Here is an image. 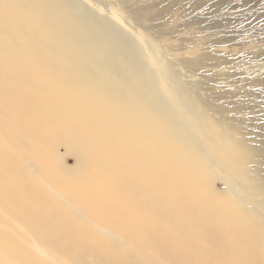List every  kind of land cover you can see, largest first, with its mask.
I'll return each mask as SVG.
<instances>
[{
  "label": "bare ground",
  "instance_id": "1",
  "mask_svg": "<svg viewBox=\"0 0 264 264\" xmlns=\"http://www.w3.org/2000/svg\"><path fill=\"white\" fill-rule=\"evenodd\" d=\"M103 19L83 14L78 0H0L1 26L23 22L51 48L37 60L0 40V224L7 225L0 264H66L65 248L71 260L92 256L96 264H264L260 239L249 229L233 236L221 230L223 206L193 202L197 186L184 169L192 164L187 157L180 156L174 176L163 166L172 163L168 157L136 163L125 152L126 141L145 145V135L160 137L165 128L155 119L148 131L141 125L140 112L154 115L156 102L148 74L133 59L130 40ZM51 54L57 61L48 62ZM5 140L28 145L8 153ZM59 144L85 159L69 179L54 166ZM27 156L69 206L57 208L42 179L20 172ZM123 205L130 206L125 216ZM97 226L115 230L123 242L99 236ZM192 239L202 246L192 247ZM215 244L219 250L211 251Z\"/></svg>",
  "mask_w": 264,
  "mask_h": 264
},
{
  "label": "rangeland",
  "instance_id": "2",
  "mask_svg": "<svg viewBox=\"0 0 264 264\" xmlns=\"http://www.w3.org/2000/svg\"><path fill=\"white\" fill-rule=\"evenodd\" d=\"M78 2L83 14L98 20L103 17L130 40L127 44L133 59L148 74L156 101L151 112L148 110L154 115L140 112L145 122L141 125L148 131L155 119L154 126L165 128L160 137L145 135L149 139L145 145L138 140L126 141L125 152L133 153L136 163L144 158L146 163L156 164L160 157H168L172 163L163 166L174 176L180 156L187 157L192 164L184 169L197 186L193 202L223 206L221 230L233 236L246 227L260 239L258 248L264 258V0ZM9 24H0L2 44L20 47L43 60V53L51 49L49 44L23 22L18 28ZM57 59L51 54L48 62ZM5 141L8 153H19L28 145L26 140L20 146ZM82 157L69 144L57 145L52 154L54 166L67 179L82 168ZM19 170L25 177L42 179L45 189L56 195L57 208L70 205L53 184L43 180L33 156H27ZM137 175L143 180L140 169ZM129 209L123 205L121 215L128 214ZM74 211L77 218H85L77 208ZM6 227L0 224V231ZM95 232L113 243L123 242L119 233L106 226ZM187 242L194 248L202 246L198 239ZM219 248L210 246L211 251ZM33 249L39 256L48 257L35 244ZM67 253L66 264H96L92 256L75 262Z\"/></svg>",
  "mask_w": 264,
  "mask_h": 264
}]
</instances>
